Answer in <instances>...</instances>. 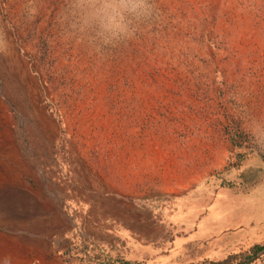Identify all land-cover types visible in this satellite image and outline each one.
I'll return each mask as SVG.
<instances>
[{
  "label": "rangeland",
  "instance_id": "1",
  "mask_svg": "<svg viewBox=\"0 0 264 264\" xmlns=\"http://www.w3.org/2000/svg\"><path fill=\"white\" fill-rule=\"evenodd\" d=\"M257 242L264 0H0V264H264Z\"/></svg>",
  "mask_w": 264,
  "mask_h": 264
},
{
  "label": "trees",
  "instance_id": "2",
  "mask_svg": "<svg viewBox=\"0 0 264 264\" xmlns=\"http://www.w3.org/2000/svg\"><path fill=\"white\" fill-rule=\"evenodd\" d=\"M234 135H235V131L232 132L231 140H233V141L235 140V137L236 138L240 137V134H236V136H234ZM251 179H252L251 181L253 183H258L261 181L260 175H257V174L255 176H253ZM120 246H121V244H117L116 246L113 245L112 247H110L106 244V245L102 246L103 248L92 247L93 252H91L92 253L91 258L95 257L94 252L97 251L98 253H100L99 256L102 254V257H101L102 260L98 259L97 262L93 261L90 264H134L132 260L126 258L122 254V253H125V251L124 252L118 251L115 253L114 250H117L118 248L120 250ZM262 251H264V245H262L260 242H257L256 245L254 246L255 254H259ZM79 259H80L79 261H81L80 263H82V262L88 263L86 254H83L82 252L80 254ZM236 259H237V254L230 253L223 259H220L217 261H215V260L205 261L203 264H233L236 261ZM76 261L78 262V260H76Z\"/></svg>",
  "mask_w": 264,
  "mask_h": 264
},
{
  "label": "crops",
  "instance_id": "3",
  "mask_svg": "<svg viewBox=\"0 0 264 264\" xmlns=\"http://www.w3.org/2000/svg\"><path fill=\"white\" fill-rule=\"evenodd\" d=\"M185 203H182V205L181 206H179V209L181 208V210H179L180 212H182V214L184 213V211H185V209L186 208H184L185 207V205H184ZM189 204V203H188ZM187 207V206H186ZM188 209V208H187ZM186 209V210H187ZM213 209H216V207H214ZM216 213V211H214V214ZM189 234V233H188ZM186 236V237H185ZM184 237H185V239H187V237H188V235H185ZM183 237V238H184ZM188 240V239H187ZM65 256V255H64ZM66 257V256H65ZM64 259H66V258H64Z\"/></svg>",
  "mask_w": 264,
  "mask_h": 264
},
{
  "label": "bare ground",
  "instance_id": "4",
  "mask_svg": "<svg viewBox=\"0 0 264 264\" xmlns=\"http://www.w3.org/2000/svg\"><path fill=\"white\" fill-rule=\"evenodd\" d=\"M10 194H11V193H10ZM10 194H9V195H10ZM12 202H13V201H12ZM12 202H11V203H12ZM27 204H28V203H27ZM5 207H6V206H5ZM22 213H23V212H22Z\"/></svg>",
  "mask_w": 264,
  "mask_h": 264
}]
</instances>
